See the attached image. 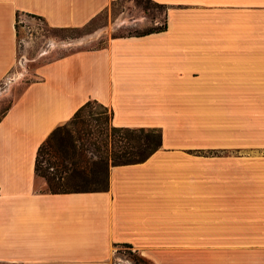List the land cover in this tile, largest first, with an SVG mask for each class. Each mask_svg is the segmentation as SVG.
<instances>
[{
	"label": "crops",
	"instance_id": "1",
	"mask_svg": "<svg viewBox=\"0 0 264 264\" xmlns=\"http://www.w3.org/2000/svg\"><path fill=\"white\" fill-rule=\"evenodd\" d=\"M115 1L0 0V81L17 65L19 15L80 28ZM153 1L166 30L30 65L35 79L0 117V264H116L125 244L154 264H242L231 251L250 246L201 234L231 231L216 223L233 176L246 196L248 170H264V0ZM89 100L114 126L160 129L161 147L111 165L105 189H39L40 145Z\"/></svg>",
	"mask_w": 264,
	"mask_h": 264
},
{
	"label": "rangeland",
	"instance_id": "2",
	"mask_svg": "<svg viewBox=\"0 0 264 264\" xmlns=\"http://www.w3.org/2000/svg\"><path fill=\"white\" fill-rule=\"evenodd\" d=\"M166 11L164 5L153 0H117L84 27L51 29L43 26L34 27L32 32L27 27V16L21 15L17 65L7 78L0 81V117L27 83L35 79L30 71L31 64H40L77 50L101 47L111 37L156 29L166 22ZM30 26L33 28V25ZM90 115L98 120L91 119ZM71 119L60 125L62 130L53 138L52 147L43 156L41 166L47 169L51 177L64 172L65 177L60 180L63 189H105L109 168L115 165L110 156L112 151L119 149L111 136V128L114 126L112 113L103 105L92 102L78 122L71 123ZM105 156L109 159L104 158ZM47 159L54 162V168L49 167ZM258 171L259 173H256L257 169L248 170L246 196L240 195L238 176H233L231 212H225L226 224H223V220L216 223V230L226 225L231 231L201 234L202 240L250 246L248 249L231 251L233 258H243L242 264H264V248L259 247L264 246V199L255 200L256 177L260 179L261 197L264 198V170ZM38 177L37 187L49 191L46 179ZM235 190L238 192H234ZM241 196L243 200L240 199ZM116 251V264H142L135 257V254L139 256L140 253L133 248L118 247Z\"/></svg>",
	"mask_w": 264,
	"mask_h": 264
},
{
	"label": "trees",
	"instance_id": "3",
	"mask_svg": "<svg viewBox=\"0 0 264 264\" xmlns=\"http://www.w3.org/2000/svg\"><path fill=\"white\" fill-rule=\"evenodd\" d=\"M166 29H167V22H165L162 26L156 29H153V30H150L144 33H137L136 35H146V34H150L153 32L164 31ZM92 102L99 103L96 100H89L88 102H86L75 113V115L71 119V123L78 122L83 116L84 112L89 108ZM90 116H91V119L98 120V118H93L92 115ZM61 130H62V126L57 127L49 135V137L40 145L38 152H37V156H36V165H35L36 174L37 176H42L46 179L48 186H49V192L51 193L86 191V190H78V189H74V190L63 189L61 187L60 180L64 179L65 177L64 172L61 171L57 173L56 176L51 177L49 176L47 169H44L41 166L43 156L46 153H49V150L52 147L53 138ZM111 136L112 138H114L115 143H117V146L119 147L117 151H112V154L110 156L114 160L115 165L143 162L147 160L162 145V134H161V131L157 128H144V127L130 128V127L113 126L111 128ZM104 158L109 159L106 156ZM47 162H49L50 168H54V162H50L48 159H47ZM65 173H67V171H65ZM55 178H57V180H55ZM124 246L132 249V246L130 244H125ZM130 252L133 253L131 250ZM135 257L138 260V262L142 264H154L153 261L147 259L141 254H139V256L135 254Z\"/></svg>",
	"mask_w": 264,
	"mask_h": 264
},
{
	"label": "built area",
	"instance_id": "4",
	"mask_svg": "<svg viewBox=\"0 0 264 264\" xmlns=\"http://www.w3.org/2000/svg\"><path fill=\"white\" fill-rule=\"evenodd\" d=\"M18 18L20 19V15ZM43 26H44V23L42 21H39V24H37L36 26H33V28L30 25H27L28 30H31V32L34 29V27H38V28L41 27L42 28Z\"/></svg>",
	"mask_w": 264,
	"mask_h": 264
}]
</instances>
